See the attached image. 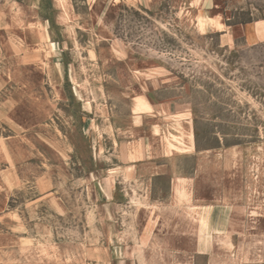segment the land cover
<instances>
[{
    "label": "rangeland",
    "instance_id": "1",
    "mask_svg": "<svg viewBox=\"0 0 264 264\" xmlns=\"http://www.w3.org/2000/svg\"><path fill=\"white\" fill-rule=\"evenodd\" d=\"M0 264H264V0H0Z\"/></svg>",
    "mask_w": 264,
    "mask_h": 264
},
{
    "label": "crops",
    "instance_id": "2",
    "mask_svg": "<svg viewBox=\"0 0 264 264\" xmlns=\"http://www.w3.org/2000/svg\"><path fill=\"white\" fill-rule=\"evenodd\" d=\"M221 24V23H219ZM211 26H215L217 29V22L211 20ZM213 29V28H211ZM223 29V28H222ZM214 30V29H213ZM141 104H137L135 108L133 109V113L137 115L136 119H138V123L142 124V121L146 116H149V112L142 111ZM150 108H152L151 111L155 112L153 110V107L149 105ZM159 108V107H158ZM163 108H161L162 110ZM157 114L162 115L161 111H158ZM186 115V116H185ZM158 117V116H157ZM197 121L195 118L191 119V114H184V115H171L169 119V124L167 126L168 130H171L172 132L169 133V135L174 136L178 138V135L180 133V140L179 148H175L171 150V158H174V152L179 153V155H183L185 158H193L195 162V167L193 169L194 175L196 176L198 172L201 169V160L200 157L203 156V153L198 150L197 148ZM153 130H159V125H153ZM178 133V134H177ZM154 135L158 136L159 133H155ZM146 153V151H145ZM147 154V153H146ZM144 155L143 158H137L130 161L131 169L132 171L136 172L137 168H140L143 163H145L147 160H150L151 157ZM149 165L153 166V169L150 171L149 175L152 179L157 178H168L169 179V185H170V196H171V202H178V200H182L184 197L189 199L191 197V200L193 202H199V200L196 198L195 193V179L192 175H188L183 173L181 168H178V166H174L172 164V160L165 159L160 162H152L150 161ZM187 195V196H186ZM160 202V201H159ZM186 204V203H185ZM164 206L165 203H158L159 206ZM178 205V203H176ZM225 208V205H217V208ZM227 207H230L227 205ZM180 208V206H178Z\"/></svg>",
    "mask_w": 264,
    "mask_h": 264
}]
</instances>
